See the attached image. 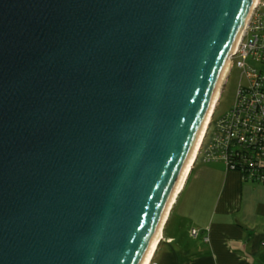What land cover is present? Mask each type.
Returning <instances> with one entry per match:
<instances>
[{"label": "water", "instance_id": "1", "mask_svg": "<svg viewBox=\"0 0 264 264\" xmlns=\"http://www.w3.org/2000/svg\"><path fill=\"white\" fill-rule=\"evenodd\" d=\"M255 1L0 0V264L142 263Z\"/></svg>", "mask_w": 264, "mask_h": 264}, {"label": "crops", "instance_id": "2", "mask_svg": "<svg viewBox=\"0 0 264 264\" xmlns=\"http://www.w3.org/2000/svg\"><path fill=\"white\" fill-rule=\"evenodd\" d=\"M150 264H264V181L201 152Z\"/></svg>", "mask_w": 264, "mask_h": 264}, {"label": "built area", "instance_id": "3", "mask_svg": "<svg viewBox=\"0 0 264 264\" xmlns=\"http://www.w3.org/2000/svg\"><path fill=\"white\" fill-rule=\"evenodd\" d=\"M230 62L243 70L248 81L239 85L234 105L217 121L216 106L202 146L213 121L215 130L206 154L222 157L246 178L264 181V0L255 1Z\"/></svg>", "mask_w": 264, "mask_h": 264}, {"label": "bare ground", "instance_id": "4", "mask_svg": "<svg viewBox=\"0 0 264 264\" xmlns=\"http://www.w3.org/2000/svg\"><path fill=\"white\" fill-rule=\"evenodd\" d=\"M239 41V40H238ZM229 66H230V60H228L227 62V65L225 67V70L223 71V74L221 76V79H220V83L213 95V99L211 101V104H210V107H209V110L207 112V115H206V118L203 122V125L201 127V130H200V133L198 135V138H197V141L189 155V158H188V161L185 165V168L183 169L180 177H179V180L176 184V187L174 189V193H173V196L171 198V201L169 203V206L167 208V210L165 211L164 215H163V218L161 220V223L157 229V232L152 240V243L149 247V249L147 250L144 258H143V261L141 264H150L153 257H154V253L157 249V246L159 244V241L161 239V236H162V233H163V229H164V226H165V223H166V220L168 219V216L170 214V211H171V208H172V205L173 203L175 202L176 198L178 197V195L180 194L185 182H186V179L193 167V164L195 163V160L197 158V155L199 153V149L201 147V143L203 141V137H204V134H205V131H206V128H207V125L211 119V115L212 113L215 111L216 109V106H217V102H218V99H219V96H220V93H221V84L222 82L224 81V79L226 78V75H227V72L229 70Z\"/></svg>", "mask_w": 264, "mask_h": 264}, {"label": "rangeland", "instance_id": "5", "mask_svg": "<svg viewBox=\"0 0 264 264\" xmlns=\"http://www.w3.org/2000/svg\"><path fill=\"white\" fill-rule=\"evenodd\" d=\"M259 68L258 66H254ZM248 81V78L246 75H244L243 70L239 67L234 66L231 67V69L228 72V76L226 79L225 84L223 85V90L220 95L219 103L217 105L216 113H215V121L221 119L224 115H226L231 107L234 105L237 97V90L240 84H245ZM211 134H209V137H205V141L203 146L201 147L198 156L203 152L206 154V150L208 148V144L211 141L212 134L215 130L214 123L212 121L210 126ZM209 130V131H210Z\"/></svg>", "mask_w": 264, "mask_h": 264}, {"label": "trees", "instance_id": "6", "mask_svg": "<svg viewBox=\"0 0 264 264\" xmlns=\"http://www.w3.org/2000/svg\"><path fill=\"white\" fill-rule=\"evenodd\" d=\"M215 113H216V111H215Z\"/></svg>", "mask_w": 264, "mask_h": 264}]
</instances>
